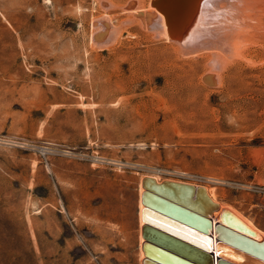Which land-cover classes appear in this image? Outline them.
<instances>
[{
	"label": "rangeland",
	"instance_id": "rangeland-1",
	"mask_svg": "<svg viewBox=\"0 0 264 264\" xmlns=\"http://www.w3.org/2000/svg\"><path fill=\"white\" fill-rule=\"evenodd\" d=\"M107 1L0 0V264H140L147 174L208 185L264 231V1L217 84L206 51L130 19L151 0Z\"/></svg>",
	"mask_w": 264,
	"mask_h": 264
},
{
	"label": "bare ground",
	"instance_id": "bare-ground-1",
	"mask_svg": "<svg viewBox=\"0 0 264 264\" xmlns=\"http://www.w3.org/2000/svg\"><path fill=\"white\" fill-rule=\"evenodd\" d=\"M257 1L261 2V0H151L148 8L138 6L134 3L135 1L124 8L132 13L130 19L134 20V18H139L142 21V25L154 33L155 36H165L168 40L175 42L178 45L179 51L183 54L199 55L201 52L206 51L211 58L209 62L211 69L204 74L203 79L206 82L205 84H217L221 80L220 71L227 62L228 57L226 58L224 56L225 53L231 49L232 45L233 47L234 45L237 47L239 44L238 37H236L237 29L241 31L240 29L245 27L239 25V23L242 24L241 17L246 21L247 17L251 15V13L249 15L246 12L252 10L253 4L258 3ZM101 3L105 8L112 6V3L107 0H101ZM243 14L244 16L245 14L249 16H245L246 18H244L242 16ZM245 21L243 20V22ZM93 22L96 27L94 32L96 42L105 45L104 42L110 40V43H112L111 40L114 41L115 36L118 35L116 34L118 27L115 28L106 16L98 17ZM107 43L110 44L109 42ZM144 176L152 177L157 183L168 180L177 183L192 184L195 187H203L211 201L218 204V209L209 213L214 225L219 218V214L224 209H227L229 213L234 215L236 220L257 234L256 239H264V231L256 227L244 214L233 206L220 202L215 191L210 186L182 179L161 178L157 174H147ZM144 176L140 180V264H143L146 256L143 250V242L145 241L143 236V226L145 224L143 220V209L145 204L142 201V194L145 190L143 186ZM176 198L187 203L191 201L190 198L182 196H177ZM200 199L201 203L197 208H201L200 210L207 209L209 205L203 198L200 197ZM178 233L194 241L196 239L201 243L203 241L200 235L195 237L194 232H187L183 228L178 230ZM211 235L216 239V231L213 228ZM211 249L215 250L213 247Z\"/></svg>",
	"mask_w": 264,
	"mask_h": 264
},
{
	"label": "water",
	"instance_id": "water-1",
	"mask_svg": "<svg viewBox=\"0 0 264 264\" xmlns=\"http://www.w3.org/2000/svg\"><path fill=\"white\" fill-rule=\"evenodd\" d=\"M143 186V264H264V239H256L257 234L227 209L214 225L209 213L218 204L203 187L168 180L157 183L149 176L143 178ZM177 196L191 201H180ZM200 197L209 205L205 210L197 208ZM182 228L195 237L200 235L202 243L180 235Z\"/></svg>",
	"mask_w": 264,
	"mask_h": 264
}]
</instances>
